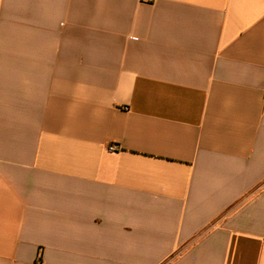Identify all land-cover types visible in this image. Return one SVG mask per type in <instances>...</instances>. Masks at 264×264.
<instances>
[{"label": "crops", "instance_id": "0c3cea01", "mask_svg": "<svg viewBox=\"0 0 264 264\" xmlns=\"http://www.w3.org/2000/svg\"><path fill=\"white\" fill-rule=\"evenodd\" d=\"M0 264H264V0H0Z\"/></svg>", "mask_w": 264, "mask_h": 264}, {"label": "built area", "instance_id": "2783aa9c", "mask_svg": "<svg viewBox=\"0 0 264 264\" xmlns=\"http://www.w3.org/2000/svg\"><path fill=\"white\" fill-rule=\"evenodd\" d=\"M111 150H115V148H114V147H112V148H111Z\"/></svg>", "mask_w": 264, "mask_h": 264}]
</instances>
